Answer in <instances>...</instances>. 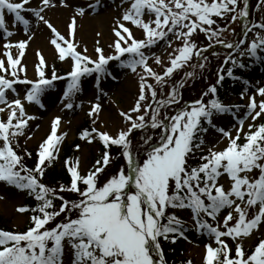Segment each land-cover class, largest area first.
Returning <instances> with one entry per match:
<instances>
[{
    "label": "snow or ice",
    "instance_id": "6c2138e0",
    "mask_svg": "<svg viewBox=\"0 0 264 264\" xmlns=\"http://www.w3.org/2000/svg\"><path fill=\"white\" fill-rule=\"evenodd\" d=\"M31 2L0 0V29L3 37L14 34L6 24L7 10L14 14L15 21L24 25L26 33L30 21L22 14L25 12L52 31L54 38L50 42L58 50L59 59L71 60V71L67 73L69 82L63 92V98L68 101L65 108H73L72 97L80 90L81 78L96 74L99 87L100 80L111 75L108 66L112 61H119L121 67L133 73L138 67L142 68L143 74L138 73L140 93L135 105L129 112L120 113L128 127L120 129L116 135L99 129L85 130L83 140L93 143L98 138L104 145L102 159L82 174L81 161L69 158L65 164L71 177L70 185L56 189L42 180L47 168L59 158V147L67 136V133L59 134L61 117L54 118L51 135L40 145L35 168L26 167L25 156L31 157L32 153L22 156L16 149L29 121L36 117L27 113L19 96L9 100L7 92L15 93L17 84L31 85L23 101L43 107V92L64 77L58 76L53 69L49 78L46 59L42 53H37L39 78L27 79V67L22 65V60L32 38L30 34L25 40L15 43L7 40L3 44L0 114L7 111L9 115L6 121L0 116V183L26 191L39 203L31 209L17 208L20 213H33L26 232L0 230V264H65L66 249L70 252L69 264H167L161 240L175 243L178 237H183L186 228L174 212L169 213L170 208L190 210L194 230L208 238L204 264H264V237L251 249H246L243 243L264 224V123H256L264 117V86L256 87L248 96L246 113L236 117L235 135L222 127L217 129L221 139L228 141L227 145L219 151L215 150L216 145L209 147L207 155L201 156L196 166L189 165L188 160L204 146L201 134L208 131L204 124L215 128L214 116L230 114L240 105L223 103L216 98L217 85H211L200 99L182 106L174 115L162 114V109L179 103L181 94L173 86L164 99H158L156 87L167 84V78L184 68L193 56L206 60L202 54L207 49H199L193 40L197 32L205 33L209 41L215 38L216 43L228 49L245 44L246 40L234 44L220 39L219 34L226 29L213 26L216 24L214 17L231 16L233 23L237 19L246 20L248 0H126L130 7L114 25L113 54H106L105 49L98 46L96 58L87 54V48L80 51L76 41L77 16L85 15V8L76 10L70 23V36L66 37L44 15L47 8L55 6L52 0H40L35 8L29 6ZM59 3L67 6L65 0ZM260 5L264 6V0H260ZM98 7L99 0L89 4V8ZM145 15L148 20L144 19ZM129 24L142 30V39L136 37ZM244 28L245 37L253 28L264 32V22L251 27L245 24ZM169 34L181 41V46L174 50L170 66L160 74L149 65L145 50L166 40ZM168 46L171 47V41ZM13 49L18 50V56L13 55ZM260 50H264V35L257 33L255 39L241 49L240 55L247 54L264 62V57L258 54ZM229 62L233 66L246 67L243 61L238 62L231 55L225 60L226 64ZM155 63H162L159 57L155 58ZM199 67L203 68L204 64ZM227 76H233L232 68L227 70ZM151 78L156 85L150 82ZM224 78L221 70L217 83ZM183 86L181 82L179 87ZM246 92L247 89L241 93V98ZM209 93L213 98L206 103L203 97ZM100 111V103H94L89 115L96 117ZM248 118L251 122L245 130ZM147 129L159 132L155 138L151 134L143 135L139 147L134 146L133 133ZM112 146L121 149L125 164L115 174L107 176ZM254 170H258L256 177L250 175ZM224 175L231 182L227 190L219 183ZM64 192L76 193L79 198L68 200L60 195ZM56 199L61 201L58 209L54 204ZM222 212L226 214L221 217ZM61 215L64 220L48 227ZM228 239L235 242L234 249ZM187 264L193 262L189 260Z\"/></svg>",
    "mask_w": 264,
    "mask_h": 264
},
{
    "label": "rangeland",
    "instance_id": "374dc122",
    "mask_svg": "<svg viewBox=\"0 0 264 264\" xmlns=\"http://www.w3.org/2000/svg\"><path fill=\"white\" fill-rule=\"evenodd\" d=\"M39 2L40 0H32L29 6L33 8L38 7ZM96 2L97 0H91L84 2V4H78L75 7L72 5V12H74L72 14H53L48 8L44 13L46 18L50 20L52 24L62 32V34L69 37L72 17L76 15V10L78 8H85L87 10L85 15L77 16L78 32L76 41L80 45L79 50L83 52L84 48H87V54L93 58H96V48L98 46L103 47L106 54H113L114 49L111 45L116 39L114 35V25L120 21L124 11L130 7V3L126 2V0H99L98 8H89L90 3L95 4ZM248 7L249 16L246 20L241 21V19H237L236 22L233 23L231 21V16H227L223 19L214 17V19H216V24L213 26V28L220 27L226 29L219 34L220 39L234 44L237 41L246 40L245 44L228 49L226 46L218 43L220 47L219 49H216L214 48L215 44H217L215 38L212 41H209L206 38L205 33L197 32L194 34L193 40L199 49L207 48L209 43L212 44V47H208L207 51L202 54L203 57H206V60L202 57L193 56L192 60L186 64L184 68L178 69L173 73L171 78H167L168 82L164 86L156 85L155 79H150V82L157 87L158 99H164L173 86H176L181 94L180 97H178L179 103L164 108L165 112H162V114L174 115L182 106L191 103V100L195 101L200 99L203 96V93L207 92L211 85H215L214 82L218 80V73H220L219 66L224 57L219 54L223 50H227V52L224 53L226 57L231 50V56L234 59H237L238 62L243 61L244 63H250V61H252V57H249L247 54L241 56L240 51L241 49L246 48L252 39H255L257 33L264 35V32H261L260 29L253 28L251 32H248L247 37H245L244 32L246 29L244 28V25L255 24V22H264V6L260 5V0H248ZM72 9L70 8V11ZM22 14L30 21L28 33L24 31V25L22 23L15 21L14 14L8 13L7 10H5L6 24L10 25V22L13 23L10 31L14 34L11 37H3V34L0 31V59H5V49L3 44L7 42V40H11L15 43L27 39L30 34L32 38L28 43L25 56L22 60V65L27 67V79L35 81L39 78L36 69V65L39 62L37 53H42L44 55L48 65L47 72L53 71V69L58 73L59 71L64 73L70 72L71 60L61 61L58 56V50L50 42L51 39L54 38L52 31L42 22L37 23L36 18L31 13L25 12ZM144 19L148 20L149 17L145 15ZM128 26L133 28L134 34L138 39L143 38L144 34L142 30L135 28L131 24ZM98 41L99 44L97 43ZM169 41H171V47L168 46ZM180 46L181 41L176 40L174 36L169 34L163 46L154 45L150 49L145 50L146 55L149 57V65L157 73L163 74L165 68L170 66V60L172 59L171 54ZM12 51L14 56H18L17 49H13ZM258 54L264 56V50H260ZM156 57L160 58L162 62L161 64L155 63ZM201 63L204 64L203 68L199 67ZM108 67L111 75L103 77L100 80L99 87L96 85V76L94 75L81 81L80 90L75 93L76 96L72 100L74 105L72 109L65 108V104L68 101L63 98V92L67 87L68 81L65 82L64 80H59V82H56L57 87H55V90L41 98L43 107H37V104L35 103L23 101L26 89L31 87V85L17 84L14 86L16 89L15 93L9 90L7 92V98L11 100L19 96L25 104L27 113L36 117V119L29 121V126L26 129L25 135L19 138L22 140V143L20 142L17 148L21 146V149L24 152L23 154L31 152L32 157L35 158L40 145L51 135L54 118L59 116L61 117L59 134L63 135V133H67V136L59 147V158L56 160V165L54 166L57 170L63 171L62 168L64 166L66 167L62 159L64 146L71 145L75 142L83 123L86 122L85 126H87L88 123L90 126H93L92 130L99 129L100 131L109 132L112 135H116L122 128L126 129L128 125L125 123L124 118L120 113L122 111L129 112L135 105L140 93L138 73L143 74V69L138 67L137 72L133 73L129 69L121 67L119 61L110 62ZM188 72L193 73V75L186 76L185 74ZM22 75L23 73H21V76ZM253 77L254 82L248 86L247 92L243 98L238 95L226 96L229 99L230 105L238 104L242 101V109L239 112L233 111L230 114L213 117V124L216 126L215 130L209 132L203 138L204 146L202 147V150L195 151L194 155L189 158L188 163L191 164V166H196V153H201L202 151L204 153L203 155H207L208 148L212 145H216L215 150L217 151L222 150L227 145L228 141L226 139H221V135L217 131L218 128L222 127L225 130H230L232 131V134L235 135V127H238L236 117H243L246 113L247 108L245 106L248 103V96L255 91L256 87L264 86V65H262L261 71L255 73ZM181 82H184L182 88L179 87ZM205 83H207V85H204ZM97 97L99 98L98 100ZM259 99L260 97L257 96L258 101ZM97 102L101 105V111L96 117L91 118L89 115L91 106ZM2 106L3 105H0V107ZM8 115L9 113L7 111L0 114L4 120L8 119ZM250 122V118L245 120V130H247L248 123ZM256 123H264V117L258 119ZM158 132L159 130L151 129H147L146 131L138 130L135 135H132L133 145L139 147V138L146 134H151L155 138V135ZM28 137H31V139ZM241 140H243V137ZM101 144L102 142L98 138L93 143H88L83 139L81 140L79 150H77L78 152L73 153V155H75V159L81 161L82 174L92 169L95 162L102 158L103 152ZM124 164V159L123 162H120L117 156L112 157V162L106 169V175L111 176L115 174ZM257 171L258 170H254L250 175L256 177ZM219 183L223 184L227 190L229 189L231 182L227 176H223L220 178ZM24 196L25 193L23 191H18L14 187L0 183V207L2 206L0 208V217L4 218L2 225L6 224L9 229H17L19 231H23L29 226L28 222L30 215L17 211V208L24 204ZM78 198L79 197L77 196V199ZM7 208L10 210L8 211ZM180 215L181 217L179 216V218L182 221L193 224L188 210L182 209ZM223 215H221V217ZM18 216H22V221L20 223L17 222ZM263 233V227L260 226L258 230L253 232L251 237L245 238L243 243L246 249L252 248ZM182 239V249L181 246L178 245L180 244L179 242L174 247H171L172 252H178L177 256L180 260L193 257L196 259L195 264H203L205 257V244L209 242L208 238L200 234L187 233L184 234ZM228 243L231 245L230 239H228ZM232 244L235 245V242L233 241ZM69 261L70 252L66 249L65 264H69Z\"/></svg>",
    "mask_w": 264,
    "mask_h": 264
},
{
    "label": "trees",
    "instance_id": "16d2710c",
    "mask_svg": "<svg viewBox=\"0 0 264 264\" xmlns=\"http://www.w3.org/2000/svg\"><path fill=\"white\" fill-rule=\"evenodd\" d=\"M216 49H219V46L216 48ZM220 55V54H219ZM233 69V72L234 73H238L239 75L238 76H241L239 80H235L236 82H232V77H229L227 76V73L226 71L223 70V74H224V80L221 82V85L217 86L219 92L216 96V98H219L220 100L224 101L225 98H224V94L226 93L228 87L232 84L234 87L237 88V86H239V83L241 81V79L243 78H248L246 76V74L242 73L241 70H238L237 68H232ZM241 71V72H240ZM232 82V83H231ZM204 85H207V83H205ZM216 85V84H215ZM212 98V94L209 93V95L205 98V101L206 103ZM162 112H165V109L162 111ZM203 123V121H202ZM19 145V144H18ZM19 150V152L21 153L22 156H24V152L23 150L21 149V146L19 148H17ZM74 153V149L71 148V147H68L67 148V151L65 152L64 154V157L66 160H68ZM36 160L34 157H27L25 156V160H24V163L26 165V167H30V168H33L34 167V164H35ZM63 171H59L55 168L54 164L50 165L48 168H47V171H46V174L45 176L43 177V180L42 182L46 185H48L49 187H52V188H56V189H59L61 185H64V186H67L68 183H70V177L68 176V172L67 170L63 167L62 168ZM26 192V191H25ZM60 195H63L66 199H69V197L67 196H70L69 192H64V193H60ZM26 203L28 204L29 208H35L37 206V204L39 203L38 201H36L34 199L33 196H30L27 192H26ZM59 199H56L54 201V204L56 206V208L58 207L59 205ZM65 217L64 216H61L60 219L58 220V222L60 220H64ZM2 222H3V218H0V229H2V226H4L5 228H7V225H2ZM162 241V245L164 246V250H165V257L168 259V260H175V255L174 253H172V251L170 250L171 246H172V242L170 241H166V240H161ZM167 264H171V263H168ZM172 264H175V263H172Z\"/></svg>",
    "mask_w": 264,
    "mask_h": 264
},
{
    "label": "bare ground",
    "instance_id": "6f19581e",
    "mask_svg": "<svg viewBox=\"0 0 264 264\" xmlns=\"http://www.w3.org/2000/svg\"><path fill=\"white\" fill-rule=\"evenodd\" d=\"M84 1L86 2V1H88V0H65V4L67 5V6H63V5H61V4H54L55 6L54 7H50V8H48L53 14H56V13H59V14H61V13H69V14H72V13H74V12H72L73 11V9H72V5H74V7L75 6H77L78 4H84ZM90 1V0H89ZM70 8L72 9L71 11H70ZM100 31V30H99ZM102 31V30H101ZM2 207V206H1ZM0 207V208H1ZM7 210L9 211L10 209L9 208H7ZM22 216H18V218H17V222L18 223H20L21 221H22V218H21ZM194 245V244H193Z\"/></svg>",
    "mask_w": 264,
    "mask_h": 264
}]
</instances>
